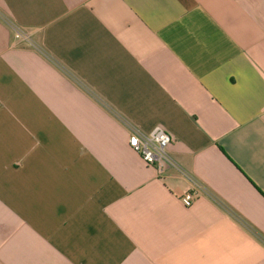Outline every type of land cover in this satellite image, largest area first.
Segmentation results:
<instances>
[{
    "label": "crops",
    "instance_id": "obj_1",
    "mask_svg": "<svg viewBox=\"0 0 264 264\" xmlns=\"http://www.w3.org/2000/svg\"><path fill=\"white\" fill-rule=\"evenodd\" d=\"M0 264H264V0H0Z\"/></svg>",
    "mask_w": 264,
    "mask_h": 264
},
{
    "label": "built area",
    "instance_id": "obj_2",
    "mask_svg": "<svg viewBox=\"0 0 264 264\" xmlns=\"http://www.w3.org/2000/svg\"><path fill=\"white\" fill-rule=\"evenodd\" d=\"M13 27L17 40L30 39L29 34L20 27ZM127 125L130 130L129 146L141 156L146 164L154 166L158 175L163 176L168 169L175 168L179 173L190 179L192 189L184 193L180 198L184 205L190 206L200 195L209 194L208 189L198 179L183 169L171 156L169 145L172 142V136L164 127L156 126L151 131L146 132L132 123L128 122Z\"/></svg>",
    "mask_w": 264,
    "mask_h": 264
}]
</instances>
